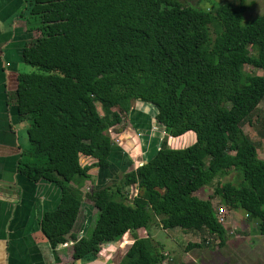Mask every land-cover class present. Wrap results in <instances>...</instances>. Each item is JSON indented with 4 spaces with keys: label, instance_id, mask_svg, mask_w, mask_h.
Returning a JSON list of instances; mask_svg holds the SVG:
<instances>
[{
    "label": "trees",
    "instance_id": "trees-1",
    "mask_svg": "<svg viewBox=\"0 0 264 264\" xmlns=\"http://www.w3.org/2000/svg\"><path fill=\"white\" fill-rule=\"evenodd\" d=\"M186 1L25 0L21 16L38 35L22 50L32 69L16 76L17 114L28 122L17 171L60 190L57 207L39 222L51 248L70 239L81 183L110 165L112 130L132 102L150 107L165 137H193L179 148L162 141L115 189L91 191L97 217L87 236L72 241L73 262L96 259L102 245L128 233L118 264H162L147 233L155 221L164 230L205 232L224 247L228 231L211 199L195 195L221 171L241 179L215 191L220 204L242 211L264 236V160L242 132L264 98V75L244 71H264V13L244 23L246 0L206 9ZM206 243L203 236L185 249Z\"/></svg>",
    "mask_w": 264,
    "mask_h": 264
},
{
    "label": "crops",
    "instance_id": "crops-1",
    "mask_svg": "<svg viewBox=\"0 0 264 264\" xmlns=\"http://www.w3.org/2000/svg\"><path fill=\"white\" fill-rule=\"evenodd\" d=\"M24 9L25 0H0V264H118L129 240L104 244L96 259L78 262L72 259V241L87 236L94 223L97 211L88 199L91 191L105 186L115 189L114 185L122 179V175L135 169L133 160L138 162V166L143 164L162 143L159 137H154V132L151 133V129L158 126L153 123L148 105L132 102L126 122L122 121L112 130L119 143L112 141L108 155L110 165L103 171L94 169L92 179L81 183L83 199L70 239L51 248L40 232L39 222L45 212L57 207L60 190L50 182H31L17 171L23 151L28 148V122L17 114L14 100L16 76L30 71L31 68L22 60V50L38 35L35 31H27L21 16ZM186 135L189 138L192 136L190 133ZM165 140L167 145L175 141L168 137ZM132 148L136 156L132 154ZM119 172L123 174L118 177ZM130 188L125 189L129 195L133 192ZM174 229L180 230H171ZM252 230L256 233L254 225ZM255 233L254 238H264ZM189 242L196 243L193 240ZM213 246L206 243L199 250H213ZM184 250L189 255L194 249ZM160 251L163 252L161 247ZM171 258L166 257L162 264H167L166 260ZM195 260L193 263L197 264ZM182 263L191 264V261Z\"/></svg>",
    "mask_w": 264,
    "mask_h": 264
},
{
    "label": "rangeland",
    "instance_id": "rangeland-1",
    "mask_svg": "<svg viewBox=\"0 0 264 264\" xmlns=\"http://www.w3.org/2000/svg\"><path fill=\"white\" fill-rule=\"evenodd\" d=\"M226 1L233 0H187L186 2L188 5H192L194 7H203L206 9L212 7V4H221ZM246 1L247 4L251 5L244 13V23L250 21L257 15L264 13V0ZM244 71L248 74L264 75V71L253 70L249 66H245ZM152 132L155 133L154 137H159V142L165 140V135L160 127L151 129V133ZM242 132L255 143L257 146L258 157L264 160V98L259 103L257 110L252 113L250 122H245L243 124ZM192 140V136L189 138V136L186 135L183 138H176L175 141H172L174 143L168 144V146L171 148H179L181 145L188 146L191 144ZM132 151H134V148L131 149V152ZM133 155L136 156L137 154L134 153ZM135 161L136 160L132 161L133 166L138 167V162ZM120 174L123 173L119 172L118 177ZM240 179L241 174L237 171H221L216 174V176L210 182L198 190L195 195L200 199L210 198L215 208L222 207V204H220V201L217 198L218 196L215 194V191L222 184L227 182L237 185ZM130 189L133 191L130 194V197H134L137 193V189L135 187H131ZM130 189L128 191H131ZM224 213V227L227 229V231H229V233L227 232V242L224 247H218L217 238L212 235H207L205 232L199 233L185 231L184 233V231L175 229L163 231L162 229L158 228L156 221L149 226L147 233H149L155 242L157 241V244L159 243L158 245L162 248L163 252H166L163 254L165 258L172 257L171 260H166L167 264H182V261L185 263L186 261H191V264H194V257H196L195 263L197 264H264V238L260 239L253 237L255 231L252 230V226H255V222L247 220L243 212L240 210H231L229 212L225 208ZM96 217L97 215H95L93 222L95 221ZM92 226L93 224L90 226L89 230L92 229ZM135 234L137 236H146V231L139 230ZM203 236L205 239H207L208 244L215 245L213 246V250L212 248H207L205 250L194 249L189 255H186L184 249L187 244L190 243L189 241L193 240L196 243H200ZM126 239L131 241L133 238L127 234L120 240Z\"/></svg>",
    "mask_w": 264,
    "mask_h": 264
},
{
    "label": "built area",
    "instance_id": "built-area-1",
    "mask_svg": "<svg viewBox=\"0 0 264 264\" xmlns=\"http://www.w3.org/2000/svg\"><path fill=\"white\" fill-rule=\"evenodd\" d=\"M112 139H113L114 143H116V144L119 143V139L117 137H114L113 136ZM224 210H225L224 207L216 208V216H217V219L223 225H224V221H225V213H224Z\"/></svg>",
    "mask_w": 264,
    "mask_h": 264
},
{
    "label": "water",
    "instance_id": "water-1",
    "mask_svg": "<svg viewBox=\"0 0 264 264\" xmlns=\"http://www.w3.org/2000/svg\"><path fill=\"white\" fill-rule=\"evenodd\" d=\"M182 146V145H181Z\"/></svg>",
    "mask_w": 264,
    "mask_h": 264
}]
</instances>
